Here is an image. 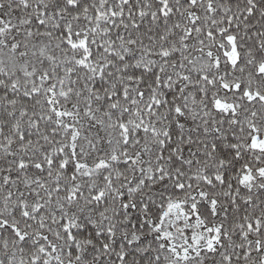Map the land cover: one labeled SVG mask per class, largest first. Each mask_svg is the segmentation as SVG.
<instances>
[{
    "label": "snow or ice",
    "instance_id": "1",
    "mask_svg": "<svg viewBox=\"0 0 264 264\" xmlns=\"http://www.w3.org/2000/svg\"><path fill=\"white\" fill-rule=\"evenodd\" d=\"M0 264H264V0H0Z\"/></svg>",
    "mask_w": 264,
    "mask_h": 264
}]
</instances>
